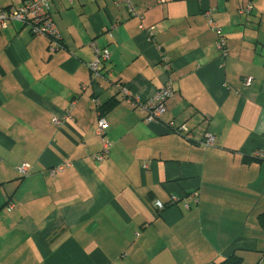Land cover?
<instances>
[{
    "label": "crops",
    "instance_id": "obj_1",
    "mask_svg": "<svg viewBox=\"0 0 264 264\" xmlns=\"http://www.w3.org/2000/svg\"><path fill=\"white\" fill-rule=\"evenodd\" d=\"M117 1L52 2L54 52L0 28V264H264V0ZM92 42L110 54L96 80ZM166 84L158 124L118 91Z\"/></svg>",
    "mask_w": 264,
    "mask_h": 264
},
{
    "label": "built area",
    "instance_id": "obj_2",
    "mask_svg": "<svg viewBox=\"0 0 264 264\" xmlns=\"http://www.w3.org/2000/svg\"><path fill=\"white\" fill-rule=\"evenodd\" d=\"M57 0H25L21 5L10 8L9 10H4L0 6V28H5L6 23L17 22L26 26L32 36L45 37L51 42L49 47L50 52H54L62 48L61 44V35L52 20L49 14L50 4ZM72 2L73 0H66ZM159 4L163 3V0H157ZM117 5H125L131 11H133L130 4V0H118ZM251 7L247 6L239 9V14L244 15L250 12ZM213 11L210 10L206 13L208 19V25L211 30L219 33V30L216 28L214 21L211 18ZM140 29H143L140 26ZM217 48L220 50L224 49L225 41L221 37L218 39ZM91 50L94 54V59L90 62L87 67L91 73L92 79L96 80L101 77V72L104 64L110 59V54L105 49H100L94 42L90 44ZM252 79L246 77L243 79V85L249 86ZM119 93L122 96V99L127 102L129 105L137 109L141 114L144 115V120L147 124H158L162 123V117L166 112V103L169 99L173 97V89L170 84H166L161 88L155 90L151 96L146 99H142L140 96L133 95L131 91L126 87L122 86L118 88ZM92 102L95 105H98L97 99H93ZM61 120L55 118L53 123L57 126L60 125ZM109 124L103 119L99 118L97 120V127L95 129V135L100 138L101 151L96 156L98 161H102L108 154L110 149V143L105 138V132L108 130ZM169 131H173L178 134H184L187 132L185 126L174 128L172 123L167 125ZM214 143L213 136L207 134L202 142L204 147H212ZM254 157L258 160L264 161V150H259L254 153ZM29 166L24 164L17 168V173L21 176H27L29 173ZM57 171H62L63 167H58ZM55 174V170L51 171V175ZM155 208L162 210L163 206L159 202H156ZM14 209L13 205L8 207V210L12 211ZM262 261H264V255L262 256Z\"/></svg>",
    "mask_w": 264,
    "mask_h": 264
},
{
    "label": "trees",
    "instance_id": "obj_3",
    "mask_svg": "<svg viewBox=\"0 0 264 264\" xmlns=\"http://www.w3.org/2000/svg\"><path fill=\"white\" fill-rule=\"evenodd\" d=\"M24 2V1H23ZM22 4V3H21ZM245 15V14H244ZM51 16V15H50ZM15 23H17V22H15ZM20 24V23H19ZM30 32V31H29ZM16 171H17V169H16ZM18 174V173H17ZM19 175V174H18ZM21 178L22 177H25V176H21V175H19ZM8 207L9 206H7V209H8ZM8 211H10V210H8ZM233 262H231V259H229V260H227L224 264H232ZM234 264H237V263H234Z\"/></svg>",
    "mask_w": 264,
    "mask_h": 264
},
{
    "label": "bare ground",
    "instance_id": "obj_4",
    "mask_svg": "<svg viewBox=\"0 0 264 264\" xmlns=\"http://www.w3.org/2000/svg\"><path fill=\"white\" fill-rule=\"evenodd\" d=\"M97 141V140H96Z\"/></svg>",
    "mask_w": 264,
    "mask_h": 264
}]
</instances>
